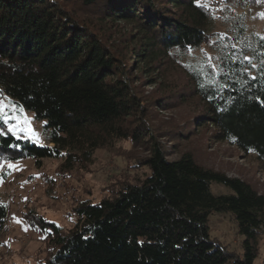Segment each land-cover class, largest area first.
I'll list each match as a JSON object with an SVG mask.
<instances>
[{
  "label": "trees",
  "instance_id": "1",
  "mask_svg": "<svg viewBox=\"0 0 264 264\" xmlns=\"http://www.w3.org/2000/svg\"><path fill=\"white\" fill-rule=\"evenodd\" d=\"M258 2L0 0V93L44 121L51 145L14 136L0 121V158L36 167L62 158L66 172L124 142L129 168L146 169L140 179L115 178L96 202H78L68 228L25 214L50 249L35 264H255L264 195L201 166L192 152L168 157L206 129L213 142L254 155L264 172V37L237 21L213 31L214 10L231 15ZM202 46L212 61H188ZM151 85L154 98L143 93ZM179 107L193 116L167 131L154 126L157 111ZM213 184L228 193L213 194ZM213 214L233 219L240 252L211 238ZM7 217L0 200V234Z\"/></svg>",
  "mask_w": 264,
  "mask_h": 264
},
{
  "label": "rangeland",
  "instance_id": "2",
  "mask_svg": "<svg viewBox=\"0 0 264 264\" xmlns=\"http://www.w3.org/2000/svg\"><path fill=\"white\" fill-rule=\"evenodd\" d=\"M214 13V32H227L232 23L237 21L244 26L248 36L264 37V2L235 9L231 15H222L218 10H214ZM213 56L211 49L202 46L191 52L188 61L201 65L211 62ZM169 73L175 74L173 77L177 78L176 80H181L177 71L171 69ZM155 88L154 85L144 86V95L154 98V92L157 90ZM0 101H3L5 106L9 103L15 104L1 93ZM5 111L11 113L8 107H5ZM25 113L31 120L30 129L38 133L39 143L36 144L51 147L46 142L48 133L44 129V121L35 120L29 111L25 110ZM191 116L193 112L189 107L159 110L155 114L157 120L153 124L159 130L167 131L170 124H180ZM9 123L16 121L10 120ZM4 126L7 129V126ZM209 134L210 131L202 129L196 136H191L189 142H180L170 150L172 155L168 159H176L183 152H192L201 166L223 173L227 177L243 180L259 194L264 195V172L254 155L245 154L225 143H215ZM17 135L27 138L24 132H18ZM160 142L168 148L171 145L164 139H160ZM129 148L127 143L118 142L110 151L98 149L94 153L92 164L86 169L74 168L66 172L59 169L62 158L44 159L39 167H36L34 160L30 158L16 161L0 158V200L8 208L5 229L0 234V264H35L50 252L44 235L27 224L25 214L29 211H34L59 227L68 228L73 219L72 209L78 202L98 201L115 178L130 181L142 178L146 169L129 168L132 160L123 156ZM134 155L140 157L145 154L136 150ZM210 190L215 195L228 193L226 188L214 184ZM208 227L211 238L227 251H241L243 238L237 234L236 225L228 214L211 215ZM256 245L255 264H264V231L257 238Z\"/></svg>",
  "mask_w": 264,
  "mask_h": 264
},
{
  "label": "snow or ice",
  "instance_id": "3",
  "mask_svg": "<svg viewBox=\"0 0 264 264\" xmlns=\"http://www.w3.org/2000/svg\"><path fill=\"white\" fill-rule=\"evenodd\" d=\"M252 79H255V77H252ZM5 107L10 108L11 113L5 111ZM10 120L16 121V123H9ZM0 121H2L3 125L7 126L8 132L14 136H17L18 132H24L27 138L35 143H39L38 133L30 129L31 120L26 116L25 109L22 106L12 103L5 106L3 101H0ZM3 134L0 132V135ZM9 166L11 167V165Z\"/></svg>",
  "mask_w": 264,
  "mask_h": 264
}]
</instances>
